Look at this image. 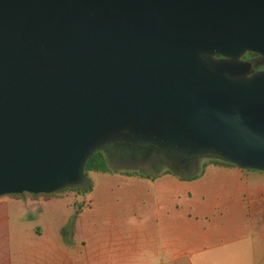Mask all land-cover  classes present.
Returning a JSON list of instances; mask_svg holds the SVG:
<instances>
[{"label": "water", "instance_id": "water-1", "mask_svg": "<svg viewBox=\"0 0 264 264\" xmlns=\"http://www.w3.org/2000/svg\"><path fill=\"white\" fill-rule=\"evenodd\" d=\"M246 51L264 0H0V196L82 188L115 139L264 171V72L209 58Z\"/></svg>", "mask_w": 264, "mask_h": 264}, {"label": "crops", "instance_id": "crops-1", "mask_svg": "<svg viewBox=\"0 0 264 264\" xmlns=\"http://www.w3.org/2000/svg\"><path fill=\"white\" fill-rule=\"evenodd\" d=\"M103 173L97 193L0 196V264H264V171Z\"/></svg>", "mask_w": 264, "mask_h": 264}, {"label": "flooded vegetation", "instance_id": "flooded-vegetation-1", "mask_svg": "<svg viewBox=\"0 0 264 264\" xmlns=\"http://www.w3.org/2000/svg\"><path fill=\"white\" fill-rule=\"evenodd\" d=\"M213 60H221L223 62L224 72H229V68L235 69L236 75L249 76L254 73L264 72V58L254 52L246 51L236 58L223 57L217 54L210 55ZM158 126L147 124L141 125L132 122L127 126L119 128L118 132H126L129 135H136L144 131L158 132ZM110 142H116L120 146L112 148L107 156L110 158L112 165L120 167H133L140 169L145 159L154 156L153 152H157L163 162L169 164L172 170L179 174L180 172H190L196 167L195 156L185 157L183 155L174 154L164 151L150 144L132 143L122 139H115Z\"/></svg>", "mask_w": 264, "mask_h": 264}, {"label": "rangeland", "instance_id": "rangeland-1", "mask_svg": "<svg viewBox=\"0 0 264 264\" xmlns=\"http://www.w3.org/2000/svg\"><path fill=\"white\" fill-rule=\"evenodd\" d=\"M157 154L159 153L155 151L153 152L154 156L145 159L143 166L139 170L133 167H127V166L120 167L118 165H112V163L110 162L109 156L105 155L106 167H107L106 171L111 170V171L123 172V173L127 172V173H134V174L141 175V176H152V175L156 176V175H160L164 173L177 174V172L172 170L169 164L163 162L158 156H156ZM215 158H216L215 156H209V155H196L195 156L196 167L190 172H180L179 174L184 177L197 175L201 171L205 161L210 160V159H215ZM86 176L90 184V190L93 193H97L100 190V188L104 186V184H107V182L108 183L115 182L114 179H109L111 177L107 178L106 173H103V172L90 171L86 173ZM62 192L70 193L73 196L75 194V192L71 190H66Z\"/></svg>", "mask_w": 264, "mask_h": 264}, {"label": "trees", "instance_id": "trees-1", "mask_svg": "<svg viewBox=\"0 0 264 264\" xmlns=\"http://www.w3.org/2000/svg\"><path fill=\"white\" fill-rule=\"evenodd\" d=\"M120 145L116 142H106L104 144H101L100 146L96 147L95 149H93L89 156L87 157L85 163H84V173L86 174L87 172L90 171H95V172H104L106 171L107 167H106V159H105V155H107V153L115 147H119ZM214 162H219V163H223L226 165H232L229 162H226L218 157H216L215 159H212ZM192 177H195V175H193ZM66 190H71L74 191L75 194H80L83 192H88L90 191V184L82 187V188H68V189H63L54 193H28V192H21V193H13V194H6V195H2V196H8V197H12V198H16V199H20V200H25V199H36L38 197H49L55 193L58 192H62V191H66ZM80 205V204H79Z\"/></svg>", "mask_w": 264, "mask_h": 264}]
</instances>
